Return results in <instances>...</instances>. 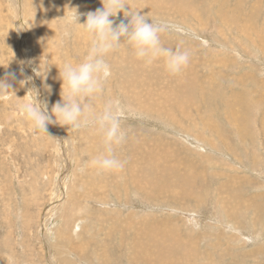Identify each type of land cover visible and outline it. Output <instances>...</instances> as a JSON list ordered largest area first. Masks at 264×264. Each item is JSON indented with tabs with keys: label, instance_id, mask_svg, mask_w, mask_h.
<instances>
[{
	"label": "rangeland",
	"instance_id": "374dc122",
	"mask_svg": "<svg viewBox=\"0 0 264 264\" xmlns=\"http://www.w3.org/2000/svg\"><path fill=\"white\" fill-rule=\"evenodd\" d=\"M128 3L190 62L171 75L126 42L107 54L111 75L86 101L120 107L124 166L105 172L91 164L107 154L97 125L39 132L17 107L61 100L59 68L91 47L67 18L101 0H0V79L15 75L0 100V264H264V0Z\"/></svg>",
	"mask_w": 264,
	"mask_h": 264
},
{
	"label": "clouds",
	"instance_id": "9594fccd",
	"mask_svg": "<svg viewBox=\"0 0 264 264\" xmlns=\"http://www.w3.org/2000/svg\"><path fill=\"white\" fill-rule=\"evenodd\" d=\"M101 3L102 8L86 14L76 10L67 18L69 23L82 26L83 31L91 38V47L79 64L65 62L59 68L62 80L61 100L53 104L50 111L48 103L39 101L37 97L35 100L29 98L18 103L17 107L31 127L39 132L48 133L49 124H59L76 130L97 125L103 131L107 154L97 156L91 164L108 172L118 171L124 166L113 155L112 148L125 138L121 129L120 107L118 102H110L97 115L91 104L86 103L103 92L104 83L111 75L110 65L105 59L107 54L126 42L135 50L136 58L146 65L163 58L165 70L171 75H178L189 65L190 53L179 47H165L160 36L169 26L159 24L153 19L149 22L140 10H132L131 7L126 9L128 0H101ZM121 11L125 18L130 19L127 23L121 20L119 24H115L112 17H117ZM81 15H86L83 23H80ZM44 71L47 72V66ZM11 80H15L12 73L0 79V100L10 99V93L15 92Z\"/></svg>",
	"mask_w": 264,
	"mask_h": 264
},
{
	"label": "bare ground",
	"instance_id": "6f19581e",
	"mask_svg": "<svg viewBox=\"0 0 264 264\" xmlns=\"http://www.w3.org/2000/svg\"><path fill=\"white\" fill-rule=\"evenodd\" d=\"M129 59H130V58H129ZM142 81H143V80H142ZM143 82H144V81H143ZM132 93H134V92H132ZM177 96H179V94H178ZM149 99H150V98H149ZM151 99H153V98L151 97ZM175 99L178 100L179 98H175ZM155 105H156V104H155ZM216 144H217V143H216ZM129 145H130V144H129ZM126 152H127V151H126ZM132 158H133V157H132ZM151 167H152V166H151ZM166 173H169V174H172V175L176 174V173H173V172H171V171H168V172H166ZM142 176L144 177V174H142ZM160 176H161V175H159V177H160ZM146 177H147V176H146ZM181 177L183 178V177H185V176H181ZM181 177H180V178H181ZM171 178H172V177H170V176H168V175H164V179H165V180L170 181ZM180 178H176V179H175V180H177L178 183L180 184V185L176 186V189H175L176 191H179V189H178L177 187H180V186H181L182 181L184 182V180H182V179H180ZM147 179H148V178H147ZM150 180H151V179H150ZM161 180H162V179H161ZM175 180H173L172 182L175 183ZM148 181H149V180H147V182H148ZM177 181H176V182H177ZM137 182H138V181H137ZM147 182H146V183H147ZM163 182L165 183V182H167V181H163ZM163 182H162V183H163ZM180 182H181V183H180ZM159 183H160V182H159ZM168 184H169V185H168ZM185 184H186V183H185ZM190 184H191V183H190ZM190 184H189V185H190ZM144 185H145V184H144ZM174 185H176V184H174ZM152 186H153V185H152ZM171 186H172V185H171ZM171 186H170V183L167 182V185L163 184V187H164V188L162 187V185L158 186V188L161 187L160 189L163 188L164 190L168 189V190H167L168 192L171 191V193H175V192H173L174 189H173V190H170V189L172 188ZM169 187H171V188H169ZM186 187H187V186H185V187L183 186V189H185ZM155 188H156V187H155ZM173 188H175V186H174ZM180 188H181V187H180ZM149 189H150V188H149ZM169 190H170V191H169ZM175 190H174V191H175ZM186 190H187V188L185 189V192H184V193L181 192V194L183 193V194L185 195V194L187 193ZM188 190H189V189H188ZM190 190H191V189H190ZM162 191H163V190H162ZM182 191H184V190H182ZM166 194H167V193H166ZM168 194H169V193H168ZM172 195H173V194H172ZM177 195H179V194H177ZM184 195H183V196H184ZM164 196H165V194H164ZM181 196H182V195H181ZM185 196H186V195H185ZM172 197H174V196H172ZM149 198H150V197H149ZM169 198H170V197H169ZM169 198H168V199H169ZM179 198H180V197H179ZM176 199H177V197H176ZM186 201H187V200H186ZM222 201H223V200H222ZM175 202H176V201H175ZM179 202H180V201H179ZM179 202H177V203L180 204ZM187 204H188V203H187ZM233 211H234V210H233ZM130 225H131V224H130ZM128 226H129V225H128ZM165 232H166V231H165ZM167 240H168V238H167ZM162 244H163V243H162ZM173 244H174V243H173ZM170 245H172V244H170ZM159 246H160V245H159ZM175 246H176V245H175ZM157 247H158V246H157ZM159 248H160V247H159ZM159 248H158V249H159ZM169 248H170V247H169ZM169 248H168V249H169ZM159 251H161V250L159 249ZM161 252H162V251H161ZM162 253H163V252H162ZM167 253H168V252H167ZM156 254H158V250H157V253H156ZM168 254H169V253H168ZM161 255L164 256L163 254H161ZM159 256H160V255H159ZM171 256H172V255H171ZM190 257H191V256H190ZM162 258H163V257H162ZM165 258H166V257H165ZM165 258H163V259H165ZM159 263H160V262H159Z\"/></svg>",
	"mask_w": 264,
	"mask_h": 264
}]
</instances>
